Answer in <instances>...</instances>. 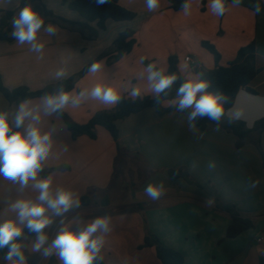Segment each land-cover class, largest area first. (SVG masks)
Wrapping results in <instances>:
<instances>
[{"label":"crops","instance_id":"0c3cea01","mask_svg":"<svg viewBox=\"0 0 264 264\" xmlns=\"http://www.w3.org/2000/svg\"><path fill=\"white\" fill-rule=\"evenodd\" d=\"M43 1L60 16L84 21L78 13L63 5L62 0ZM20 2L0 0V9L16 10ZM228 2L230 5V0ZM119 3L134 11L137 17L129 22L108 20L106 31L96 40H86L80 33L58 25L54 36L43 30L38 34V41L45 45L41 53L30 51V45L18 44L15 39L12 42L0 40V74L5 86L41 90L62 81L54 77L61 67L67 68L65 79H68L93 62L103 61V68L96 73L88 72L78 81L72 94L96 84L120 87L130 80L141 88L144 97H153L148 94L146 80L136 79L144 67L139 63L140 57L167 70L168 58L176 55L179 67L180 61L183 62L180 70L186 78L201 68L210 70L216 66L213 55L202 46L203 41L216 47L221 55L220 66H227L236 60L242 47L255 43L259 73L249 86L254 93L242 88L229 109L231 113L228 110L223 118V121H243L247 128H254L264 116V12L254 14L251 0H243L240 7H229L220 17L211 13L209 0H193L188 16L174 11L167 0H160L159 8L153 12L147 10L144 0H119ZM156 18L170 25V33L172 30L176 36L180 34L177 46H155L156 38L152 35L161 28ZM147 24L150 25L148 31ZM126 29L135 32L136 45L121 60L110 61L106 54ZM147 32L149 39H145ZM152 46L159 52H153ZM188 56L191 62H186ZM30 101L33 105L40 102L39 98ZM174 101H166L164 106H175ZM16 106H11L0 93V109L14 111ZM114 107L87 99L79 107L69 106L65 111L83 124L95 114ZM230 114L236 118L230 120ZM53 125L57 131L44 164L45 169H54L48 175L52 177L53 189H69L80 200L90 190L94 200H101L105 195L110 197L108 206L80 207L64 217L66 224L74 225L81 218L111 216L112 231L105 237L101 250L105 264H162L154 247L142 248L146 221L149 231L165 246L183 254L184 264H260L264 256V165L253 142L256 134H252L242 148H237L236 136L220 126L206 130L190 128L187 113L174 111L161 117L154 108H148L118 122L120 145L130 154L120 162L117 144L103 127L97 128L98 138L93 140L86 135L73 139L62 118L42 119V130L49 131ZM261 141L264 150V132ZM210 162L215 164L212 169L208 167ZM179 169H186L195 183L169 175L170 170ZM118 174L126 176V181L120 183L129 193L126 198L113 193L119 181ZM250 179L260 181L255 189L249 187ZM161 181L165 194L158 201L150 200L144 188L149 183ZM17 187L0 178V220L14 216L8 208L14 200H35L38 195L31 188L18 193ZM209 197L215 201L212 206L204 203ZM218 202L235 205L243 217L254 219L256 226L237 238L227 239L231 216L217 206ZM137 204L144 205V214ZM52 219L53 224L45 229L50 239L61 226L60 217ZM32 241L26 247L33 258L28 264H49L52 257L44 259L40 253L31 252ZM241 258L243 260L238 261Z\"/></svg>","mask_w":264,"mask_h":264},{"label":"clouds","instance_id":"9594fccd","mask_svg":"<svg viewBox=\"0 0 264 264\" xmlns=\"http://www.w3.org/2000/svg\"><path fill=\"white\" fill-rule=\"evenodd\" d=\"M95 2L97 5H103L109 0ZM144 2L149 12L156 11L160 6V0ZM192 2L193 0H181L180 11L185 16L191 14ZM242 4L243 0H230V5L228 0H209L208 7L213 15L220 17L229 7H240ZM252 8L254 14L259 15L262 11L260 0H256ZM11 24V37L18 44L30 45L29 50L36 53H41L45 46L38 41L41 30L49 36L56 35L58 30L57 25L46 24L45 17L31 3L19 8ZM145 59H139V63L144 67L136 79L146 80L148 94L153 96L157 104H160L161 97H167L173 86L179 82L173 103L178 112H187L189 127H197V119L205 117L219 125L226 115L224 105L227 98L219 90L209 91L211 82L203 78V73L189 74L188 77L181 78L175 72L167 73L155 62L145 65ZM184 67L187 68V65ZM102 68L103 61L93 62L88 71L96 73ZM67 75L66 67H61L54 73L57 80H63ZM124 93H127V97L133 102L145 96L141 88L130 80L120 87L96 84L91 89H81L75 94L66 91L61 85L54 92L42 95L39 104L33 105L30 100L25 99L19 102L14 111L0 109V178L17 185L18 193L28 188L38 193L35 200H14L8 206L14 216L0 220V251L7 249L3 256L6 264H28L25 254L27 245L24 243L28 236L25 229L35 237L31 243V252L40 253L44 259L55 256L59 264H98L103 260L101 250L106 242L105 237L112 231V218L110 215H103L91 220L77 219L74 225L65 223V215L79 209L81 200L69 189H53L52 177L40 175L53 148V137L57 131L54 125L49 131H44L41 124L45 117L59 120L69 106L79 107L87 99L116 106L124 98ZM233 118L236 117L230 114L229 119ZM67 150L66 146L65 151ZM208 167L212 169L215 164L210 162ZM259 183L258 179H250L249 187L255 189ZM165 191L163 181L149 183L144 188L145 195L152 201H158ZM204 203L212 206L215 201L209 197ZM53 216L61 218V226L55 237L50 239L45 229L53 224Z\"/></svg>","mask_w":264,"mask_h":264},{"label":"trees","instance_id":"16d2710c","mask_svg":"<svg viewBox=\"0 0 264 264\" xmlns=\"http://www.w3.org/2000/svg\"><path fill=\"white\" fill-rule=\"evenodd\" d=\"M170 3V7L176 11H180L181 0H167ZM253 3L256 0H251ZM31 3L34 8L39 10L45 17V22L54 23L62 29L78 32L86 40L98 39L101 32L106 31L107 21L112 20L114 22H129L133 21L137 14L122 5L119 0H109L108 3L103 5H97L95 0H62L63 5H67L68 8L78 13L84 21H74L63 16L58 15L54 10L49 8L43 0H21L19 8L24 4ZM262 12H264V1L260 0ZM16 10H4L0 9V40L12 42L14 38L11 37L12 31L11 21L18 12ZM94 24V26H93ZM136 45L135 32L131 29H126L121 32L119 36L113 42L110 50L106 55L110 56V61H119L125 55L131 53ZM202 46L209 51L215 60L216 66L213 69H199L197 73H203L205 79L211 82L209 91L219 90L223 92L227 100L225 102V112L231 109L236 101L238 92L242 88H247L250 93L254 91L249 87L251 82L256 78L259 73V69L256 67L257 51L256 44L251 43L248 46L242 47L238 51L236 60L230 62L227 66H220L221 55L216 47L208 41H203ZM151 63L145 61V65ZM90 65L86 66L80 72L74 74L68 79L59 81L55 84L48 85L41 90H30L27 86H20L15 89H9L3 82L2 75L0 74V93L6 98L11 106H16L22 100H33L40 98L45 93L54 92L59 86L63 85L66 91L71 92L75 89L76 84L80 81L89 71ZM167 73L175 72L181 78H185L179 67V58L176 55H171L168 58ZM179 86V82L173 86L171 92L167 97H161V103L157 104L153 97H144L143 99H137L133 102L130 98L124 95L121 102L116 105L110 111H101L95 114L88 122L78 123L66 112L61 117L68 130L71 132L73 139H77L81 136H88L93 140L98 138L97 128L103 127L106 129L117 144L118 160L130 155L126 149L120 145V132L118 128V122L122 121L133 114H137L145 109L154 108L159 116H164L168 113H172L176 110L175 106L165 107L164 102L172 101L176 98V88ZM187 113V112H184ZM196 126L200 130H206L212 126H220L229 133L236 136L237 148H242L243 145L251 139L252 134H256V138L253 140L258 148L264 165V150L262 147V133L264 132V117L258 120L253 129H249L246 123L243 121H220L219 125L209 120L207 117L198 118ZM54 169H45L41 173L42 177H47ZM169 175L172 178H184L189 183H195L186 169L170 170ZM110 204V197L105 195L101 200H94L91 196V190L87 195L81 198V207H89L92 205L108 206ZM217 206L223 211H226L231 216V224L229 225L226 233L227 239H234L240 236L245 231L252 229L256 226V222L252 218L243 217L236 209L235 205H222L219 202ZM138 209L143 213L144 205L137 204ZM28 239L24 241L27 245L28 242L35 238L34 234L28 233L27 229L24 230ZM143 247H154L157 252L158 259L162 264H184L185 258L181 252L174 248L165 246L159 238L153 235L148 227L146 221V235L144 239ZM7 249L0 251L2 261L0 264H5L3 256ZM25 254L28 261H31L32 256L27 250ZM49 264H59L57 260L52 257ZM98 264H105L103 261H99ZM260 264H264V256L260 258Z\"/></svg>","mask_w":264,"mask_h":264},{"label":"rangeland","instance_id":"374dc122","mask_svg":"<svg viewBox=\"0 0 264 264\" xmlns=\"http://www.w3.org/2000/svg\"><path fill=\"white\" fill-rule=\"evenodd\" d=\"M50 1H54V0H50ZM44 2V1H43ZM47 5V4H46ZM48 6V5H47ZM19 8V7H18ZM17 8V9H18ZM53 10V9H52ZM60 15V14H58ZM156 21H157V24L161 26V28L155 32L152 36L156 38V44L155 46H157V48H159L160 46L161 47H174V46H177L178 42L180 41L179 38H180V34H179V37L176 36L174 34V32L171 30V33H170V25H167V24H164V21L161 19V18H156ZM167 23V22H166ZM149 24L146 25V28H147V31L149 30ZM148 38L149 39V35H148V32L147 34L145 35V39ZM153 48V52H159V49L155 48L154 46H152ZM182 65H183V62L180 61V69L182 68ZM264 117V116H263ZM261 117V118H263ZM260 118V119H261ZM259 120V119H258ZM123 158H120V162ZM126 176H124L123 174H118V179L119 181L117 182L115 188L113 189V193L114 194H119L118 196H121V197H128L129 196V193L125 192L121 186L120 183H124V181H126ZM145 209V208H144ZM144 214V212H143ZM34 239V238H33ZM27 250V249H25ZM28 251V250H27ZM30 254V253H29ZM33 260V258L31 259V261ZM243 260L242 258L239 259L238 261H241ZM0 261H2V258L0 257ZM31 261H28V263H30Z\"/></svg>","mask_w":264,"mask_h":264},{"label":"built area","instance_id":"2783aa9c","mask_svg":"<svg viewBox=\"0 0 264 264\" xmlns=\"http://www.w3.org/2000/svg\"><path fill=\"white\" fill-rule=\"evenodd\" d=\"M186 62H191L192 61V58L190 56L186 57L185 58Z\"/></svg>","mask_w":264,"mask_h":264}]
</instances>
